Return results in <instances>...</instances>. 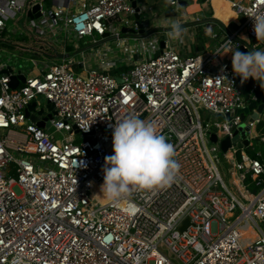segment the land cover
<instances>
[{
    "label": "built area",
    "instance_id": "obj_1",
    "mask_svg": "<svg viewBox=\"0 0 264 264\" xmlns=\"http://www.w3.org/2000/svg\"><path fill=\"white\" fill-rule=\"evenodd\" d=\"M52 2L47 11L41 0H0V41H7L10 20L39 4L40 16L28 17L38 40L47 42L49 29L56 41L62 32L93 41L96 34L126 47L97 49L95 68L82 50L80 58L70 53L22 71L26 81L16 89L10 80L17 70L5 73L9 66L0 65V264H264V154L254 144L264 137L252 135L264 126V107L248 123V146L235 140L240 111L257 100L259 83L241 82L232 59L215 52L228 40L232 51H264L249 16L264 12V0H231L243 20L236 30L222 23V41L195 54H182L168 37L161 47L158 36L139 33L136 15L154 16L145 1ZM165 2L175 13L182 7L181 0ZM61 47L54 49L69 53ZM32 102L30 114L44 127L26 113ZM130 115L154 123L174 145L179 173L168 186L133 188L119 202L103 203L93 188L103 184L105 157L114 154L116 121ZM244 222L256 233L251 242L242 241Z\"/></svg>",
    "mask_w": 264,
    "mask_h": 264
},
{
    "label": "clouds",
    "instance_id": "obj_2",
    "mask_svg": "<svg viewBox=\"0 0 264 264\" xmlns=\"http://www.w3.org/2000/svg\"><path fill=\"white\" fill-rule=\"evenodd\" d=\"M249 16L254 17L257 40L264 41V12ZM167 27L168 37L173 40H179L184 35V28L178 22H171ZM231 43L228 40L215 52L221 55L232 52V68L241 77V82L252 77L264 88V51H232ZM223 77L226 76L216 79L219 81ZM89 125L84 129H88ZM112 137L114 154L105 157L101 185L103 197L107 200L119 202L133 188L151 190L168 186L177 178L180 164L175 159L174 145L158 132L154 123L130 115L116 121Z\"/></svg>",
    "mask_w": 264,
    "mask_h": 264
},
{
    "label": "rangeland",
    "instance_id": "obj_3",
    "mask_svg": "<svg viewBox=\"0 0 264 264\" xmlns=\"http://www.w3.org/2000/svg\"><path fill=\"white\" fill-rule=\"evenodd\" d=\"M43 1L44 8L49 11L52 6V0H41ZM155 4L152 3L151 0H145L148 5L154 6V12L156 13V16H150L149 19H151L152 24L154 22H157V30L154 32V34L151 35V38H159L161 40V37H166V32L169 30L166 24H170L171 22H178L182 25L184 28V35L179 40H173L174 43L178 47H180L182 50H189L192 53H196L197 49L200 50L202 48V43L204 41H208L209 37L204 36V28L205 24H202L200 26L201 32L196 30V26L190 27V24H192L190 21L191 16L187 14V12L182 7L177 8L176 15L174 17L168 18L165 17L166 12V2L165 0H154ZM192 0H188V4H190ZM208 15V14H207ZM238 18L242 21L243 17L238 16ZM31 19H29L25 14H18L16 20H10L8 22L7 31H6V43H3L0 41V65L6 64L7 66H11L15 70L21 69L25 74H30L34 71H37L40 68H43L44 66L50 65L53 62L55 63H61L62 60L59 58H53L50 57L48 54L45 55L43 53H38L35 50L39 48L41 45V40L37 39V34L34 33V30L31 27ZM39 22V20H37ZM164 26V27H163ZM152 27V25H151ZM237 24L232 22L230 25L229 30H236ZM168 29V30H164ZM150 29H148L149 31ZM210 32V30H208ZM48 33L51 35V37H48V43L52 44L56 49L59 51L62 50L63 45L66 46L69 53L74 54L78 50H84L83 55L85 56L87 63V67H93L95 68L97 62L99 61L98 54H96V50L101 48L105 49L108 46L113 47L114 51L116 53H120L119 51H122L124 47H126V43H119L120 48L117 46L118 42H116L115 39L107 40L106 43H101L94 45L98 43L99 36L95 34L94 38L95 41H93L91 36L84 37L82 39H75L73 37L67 39L65 38V33H59L57 34L59 39L56 41L52 38L51 30L48 29ZM161 33V34H159ZM194 34V35H193ZM244 35V33H242ZM198 35V36H197ZM201 35L204 37V41L201 40ZM191 36H194V41L191 42ZM208 39H207V38ZM36 40V41H35ZM218 40V39H217ZM217 40H210V47L212 45L218 44ZM44 41V40H43ZM138 41H135L133 37L129 39L127 43H129L131 46H135ZM221 40H219V43ZM94 48V50L87 49L89 47ZM154 48V45L148 44V48ZM261 47V46H260ZM87 49V50H86ZM242 52V51H241ZM200 53V52H199ZM247 53V52H246ZM109 57V55H107ZM78 58L82 57L80 54L77 55ZM38 61L37 64H35ZM35 62V63H34ZM263 124H259L256 128L253 129L252 135L254 137L263 136L264 129ZM52 130V128L50 129ZM262 130V131H261ZM254 144L256 150H261L264 154V145L259 144V141L257 139H254ZM220 157H222V153L219 151Z\"/></svg>",
    "mask_w": 264,
    "mask_h": 264
},
{
    "label": "water",
    "instance_id": "obj_4",
    "mask_svg": "<svg viewBox=\"0 0 264 264\" xmlns=\"http://www.w3.org/2000/svg\"><path fill=\"white\" fill-rule=\"evenodd\" d=\"M135 4V2H134ZM187 3L184 1V0H181V5H186ZM39 10V4H35L32 9H30L27 13L28 17H30L31 19H34L36 17H39L40 16V12H36ZM36 12V13H35ZM176 15V13L173 11V10H167L165 12V17H174ZM136 18H137V23H138V26H139V33L141 35H151V34H154V32H156L157 30V26H153L151 27L152 25V22H151V19H146V20H140V17L138 15H136ZM148 29H150L148 31ZM132 29L130 28H123V32L125 31H131ZM110 39H113L112 37H109L106 35V37L102 40H100L98 43L94 44V45H97V44H101V43H106L107 40H110ZM164 46V40L161 42V47ZM54 50V55L53 57L54 58H59L61 60H66L70 57V53H60L58 52L57 50L53 49ZM82 53V50H78L76 51L74 54H80ZM158 53H156L157 55ZM82 63H76L73 65V69L75 71H79V69L82 67ZM13 71V68L11 66H9L8 68H6L4 70L5 73H11ZM26 81V76L25 74L22 72L21 69L17 70V74H14L11 76V80H10V86L11 88L13 89H16L18 84L20 82H25ZM118 81L121 82V79L118 78ZM248 82L250 84H252L254 81L252 78H249L248 79ZM242 85L239 86V88H241ZM248 92V91H247ZM255 95L257 96V100L250 103L247 107L243 108L240 113H241V119H242V124L239 126L238 128V132H237V135L235 137V140H238V139H242V144L244 146H248L249 144V139L246 138V135H247V131L249 129V121H251L252 119L256 118L258 116V114H260L263 110V107H264V88L261 87L260 83L258 84V87L255 91ZM36 107V102H32L30 103L28 106H27V115L31 118L32 121H38V125L41 126V127H44V122L43 121H39V117L36 116L35 114H30L31 111H33ZM47 107H49L51 110L54 109V105L53 104H50L49 102L47 103ZM38 114H41L42 113V109L38 110L37 111ZM55 111H53L54 113ZM51 115V114H49ZM212 141L213 142H217V137L215 134L212 135ZM230 144V140L229 138H225L224 140H222L220 142V147H221V150L222 152H226L227 151V148ZM251 154H253V152H251ZM189 224V220L186 219L185 220V223L184 225L180 228V230H184L186 228V226Z\"/></svg>",
    "mask_w": 264,
    "mask_h": 264
},
{
    "label": "crops",
    "instance_id": "obj_5",
    "mask_svg": "<svg viewBox=\"0 0 264 264\" xmlns=\"http://www.w3.org/2000/svg\"><path fill=\"white\" fill-rule=\"evenodd\" d=\"M141 1V0H139ZM142 1H145V0H142ZM152 3H154L155 1L154 0H151ZM187 4L186 5H182V8H184V10L187 12L188 15L191 16V20L190 21L192 24H190V27H193V30H194V27L196 26V30H200V26L202 24H205V28H204V36H208L209 39L208 41H204V36L201 35V40L204 41V43H202V48L200 50L197 49L196 53L198 52H202L204 50H210V49H214L218 44H219V40L222 41V38H223V33L222 31L219 29V26L222 25L221 23L225 24L222 20H220L219 18L215 17L214 16V7H213V4L212 2H205L204 0H192V2L190 4H188V0H184ZM229 2L231 3V0H229ZM192 3H196L198 4L199 6V10L197 11H194V12H189L188 11V7L192 4ZM155 4V3H154ZM154 7V6H153ZM167 11V10H166ZM208 14V15H207ZM154 15L156 16V13L154 12ZM200 16V21H196V17ZM170 18V17H168ZM215 20V21H214ZM221 22V23H220ZM234 22V23H237L238 22V17L236 16V20L234 21H231L229 24H225L227 25V28L230 29V25L231 23ZM157 22L154 24H152V27L153 26H157ZM167 26V24H166ZM164 27V26H163ZM164 30H168V29H164ZM208 30H210V32H208ZM201 32V31H199ZM168 33V31L166 32V34ZM161 34V33H159ZM213 34H218V37L217 38H214L213 37ZM194 35V34H193ZM198 36V35H197ZM168 37V34L166 35V37H161V40H160V44L161 42L163 41L164 38H167ZM169 38V37H168ZM93 39V37H92ZM171 39V38H170ZM217 40L218 44L216 45H212V47H210V40ZM99 40H102V38L99 37ZM172 40V39H171ZM173 42V41H172ZM191 42H193L195 44V41H194V36H191ZM174 43V42H173ZM175 47L182 53V54H195V53H192L190 52L189 50H182L180 47H178L176 45V43H174ZM230 54V58H226L228 60L232 59L233 57V53L232 52H228ZM244 53V52H243ZM135 55V53H134ZM133 55V56H134ZM222 57V55H221ZM223 58V57H222ZM253 80H256L254 78H252ZM258 83H260L258 80H256ZM264 129V126L262 128V130ZM264 131V130H263ZM263 137H264V134H263ZM262 145H264V143H262Z\"/></svg>",
    "mask_w": 264,
    "mask_h": 264
},
{
    "label": "bare ground",
    "instance_id": "obj_6",
    "mask_svg": "<svg viewBox=\"0 0 264 264\" xmlns=\"http://www.w3.org/2000/svg\"><path fill=\"white\" fill-rule=\"evenodd\" d=\"M212 4L214 7V16L222 20L225 24H229L231 21L236 20L237 13L231 7V3L229 2V0H212ZM187 9L189 12H194L199 10V6L196 3H192ZM222 57L226 59L230 58L231 56L229 53H225L222 55ZM93 192L99 196L100 200L103 203L109 202V200L103 197L101 185H95L93 188ZM239 230L242 235V241L251 242L256 237V233L252 230V227L247 222H244L240 226Z\"/></svg>",
    "mask_w": 264,
    "mask_h": 264
},
{
    "label": "trees",
    "instance_id": "obj_7",
    "mask_svg": "<svg viewBox=\"0 0 264 264\" xmlns=\"http://www.w3.org/2000/svg\"><path fill=\"white\" fill-rule=\"evenodd\" d=\"M215 21V20H214ZM221 23V22H220ZM222 24V23H221ZM223 25V24H222ZM36 41V40H35ZM3 43H6L7 41H1ZM41 46L39 48H37L36 50L38 51H42L43 54L45 55H49L50 57H53L54 55V46H52V44L41 40V43H39ZM54 58V57H53Z\"/></svg>",
    "mask_w": 264,
    "mask_h": 264
},
{
    "label": "snow or ice",
    "instance_id": "obj_8",
    "mask_svg": "<svg viewBox=\"0 0 264 264\" xmlns=\"http://www.w3.org/2000/svg\"><path fill=\"white\" fill-rule=\"evenodd\" d=\"M0 122H2V121H0Z\"/></svg>",
    "mask_w": 264,
    "mask_h": 264
}]
</instances>
